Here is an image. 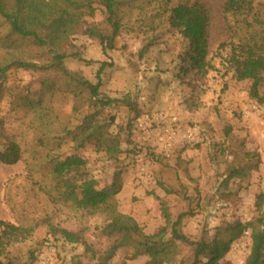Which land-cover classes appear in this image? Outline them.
I'll list each match as a JSON object with an SVG mask.
<instances>
[{
	"label": "rangeland",
	"instance_id": "obj_1",
	"mask_svg": "<svg viewBox=\"0 0 264 264\" xmlns=\"http://www.w3.org/2000/svg\"><path fill=\"white\" fill-rule=\"evenodd\" d=\"M179 1L167 3L172 6ZM223 1L204 0L211 12L208 59L217 71L201 80V107L193 112L188 111L186 104L191 96L188 83L195 75L183 78L180 73L186 66L182 56L188 43L171 31L164 20L168 15L158 19L155 28L145 26V20L152 21L164 0L146 7V15L134 11L115 40L114 49L105 54L99 40L81 31L71 36L70 57L65 61L69 71L97 84L98 71L103 67L98 99H110L112 103L102 117H113L108 131L119 136L120 141L113 159L97 152L93 145L75 151L68 138H57L64 135L65 129L78 126L83 116L92 111L88 110L86 94L78 95L77 90V98L68 92L47 94L54 109L53 125H44L35 114L23 109L21 98H35L41 81L53 79V72L8 73V91L5 89L0 98V120L4 134L20 144L23 155L16 165L0 163V221L28 227L38 224L30 239L8 249V258L14 263L70 264L77 257L83 262L92 260L91 254H84V247L64 243L50 234L47 220L68 230H83L94 251L103 253L112 243L101 234L108 222L104 215H86L57 202L58 194L51 189L52 159L77 155L84 161L78 173L97 181L99 189L110 186L115 174L120 173L121 189L114 198L116 210L133 218L145 235L166 227V239H170L171 226L162 215V202L173 220L179 214L191 213L179 229L193 243L210 240L219 226L236 220L248 224L261 215L264 208L258 211L256 198L264 195V103L250 98L251 80L237 82L221 62L227 55V50L220 47L226 41ZM231 1L241 13L253 10L257 3ZM105 17V10L96 5V12L87 18V23L106 30ZM7 31L0 19V39ZM47 56L46 51L42 53L26 41L16 42L12 48L0 43V62L17 57L40 64L46 63ZM260 93L264 98V89ZM146 118L152 128H139V121ZM167 126L178 129L180 136L165 156L155 135ZM194 127L196 135L186 142L184 133ZM250 165L257 166L245 170L248 177H230L238 167ZM175 245L176 253L168 264H192L194 246L180 242ZM250 247L248 228L232 243L220 264H244ZM30 251L35 255L32 262ZM129 255L128 250H119L111 264H144L148 260L146 256L130 259Z\"/></svg>",
	"mask_w": 264,
	"mask_h": 264
},
{
	"label": "trees",
	"instance_id": "obj_2",
	"mask_svg": "<svg viewBox=\"0 0 264 264\" xmlns=\"http://www.w3.org/2000/svg\"><path fill=\"white\" fill-rule=\"evenodd\" d=\"M156 1L158 0H0V19L8 28L7 33L0 39L3 47L12 48L16 42L26 41L42 53H48L46 63H31L17 57H9L0 62V98L5 89L8 91L5 82L11 70L53 72V79L41 81L38 93L34 94L35 98H21L23 109L35 114L42 124L51 126L54 109L52 103L46 99L47 94L56 96L68 92L76 98L74 90L78 91V95L86 94L90 108L88 110L92 111L83 116L78 126L72 130L65 129L64 135L57 138H68L75 151L93 145L97 152L113 159L120 141L119 136L108 131L114 121L113 117H102L104 109L112 103L110 99H98L103 67L98 71L97 84L90 83L79 73L69 71L65 64L70 57L69 40L81 31L84 35L99 40L105 54L114 49L115 40L134 11L146 15V7ZM256 1L254 9L245 13L235 10L231 0L223 1L226 41L220 47L227 50V55L221 62L225 71L231 72L237 82L251 80L249 96L258 104H263L264 98L260 92L264 89V0ZM167 2L168 0H164L152 21L145 20V26L155 28V22L168 15L164 20L171 31L177 32L188 43L182 56V62L186 66L180 69V73L183 78L189 74L195 75L188 83L191 85V96L188 99L190 103L186 101L188 111L193 112L201 107L198 99L201 80L209 72L217 71L208 59L211 12L204 0H180L172 6H168ZM96 5L105 10L106 30L87 23V18L94 16ZM74 110L77 112L78 108ZM56 146H59L58 143ZM22 155L20 144L6 137L0 120V163L6 166L16 165ZM83 165L84 161L77 155L64 160L52 159L51 175L54 185L51 189L58 194L57 202L64 203L74 211L86 215H104L108 222L102 228L101 234L112 243L105 252H97L86 241L83 230L72 231L45 221L50 228V234L56 239L70 245H80L84 247V254H91V261L89 259L83 262L81 257H77L70 264H111L114 255L123 249L130 252V259L146 256L148 260L144 264H168L176 253V242L194 246L192 264H220L232 243L248 228L251 229V247L244 264H264V195L256 198V208L260 212L263 209L256 220L248 224L236 220L219 226L210 240L196 243L191 242L179 229L183 219L191 213L179 214L173 220L167 206L162 202V215L166 224L171 226L170 239L167 240L166 227L155 234L145 235L133 218L117 212L114 198L121 189L120 173L115 174L110 186L99 189L97 181L80 176L78 170ZM256 166L238 167L230 177L246 178L249 174L244 173L245 170L249 168L251 171ZM45 193L47 195V191ZM37 226L38 224L28 227L0 221V264H16L8 258V249L30 239ZM29 256V262L35 260L34 252L30 251Z\"/></svg>",
	"mask_w": 264,
	"mask_h": 264
},
{
	"label": "built area",
	"instance_id": "obj_3",
	"mask_svg": "<svg viewBox=\"0 0 264 264\" xmlns=\"http://www.w3.org/2000/svg\"><path fill=\"white\" fill-rule=\"evenodd\" d=\"M161 123V122H159ZM158 124V123H157ZM139 128L142 129H151L152 126L149 125L148 119H144L142 121H139L138 124ZM178 135L180 136V133L178 132V129H175L174 127H164L162 128L156 135H155V142L160 145V152L167 156L169 152L173 149V147L176 145ZM196 135V128L188 129L184 135L183 138L186 142H189L193 140L194 136ZM244 262V261H243ZM243 264V263H242Z\"/></svg>",
	"mask_w": 264,
	"mask_h": 264
}]
</instances>
